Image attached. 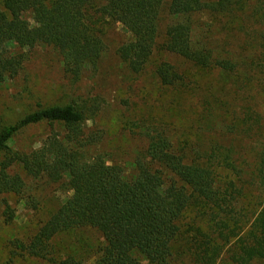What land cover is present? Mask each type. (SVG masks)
Masks as SVG:
<instances>
[{"label":"trees","instance_id":"1","mask_svg":"<svg viewBox=\"0 0 264 264\" xmlns=\"http://www.w3.org/2000/svg\"><path fill=\"white\" fill-rule=\"evenodd\" d=\"M255 1L260 21L250 25L251 18L235 0H0V85L23 69L24 55L14 50L36 46L58 53L70 87L86 73L99 71L111 53L109 47H115L112 53L126 80L151 76L142 89L128 92L130 88L119 85L118 91L123 87L131 100L124 103L137 122L130 124L139 139L130 178L108 154H94L102 134L89 130L87 123L101 109L100 96L64 104L36 103L15 124L0 127L1 197L23 192L22 176L13 168L34 179L45 178L58 184L60 193L70 194L47 212L32 236L8 243L2 264L21 259L142 264L134 253L147 264H217L232 240L234 246L228 249L232 264H264V206L239 236L235 186L219 184L213 165L219 157L229 159L225 153L230 154V148L222 150L214 141L201 147L198 141V73L236 70L231 60L198 41V16L221 19L226 29L239 23L236 31L242 44L259 47L264 56V0ZM117 28L123 40L116 47L109 35ZM168 56L180 65L168 62ZM241 73L247 76L249 70ZM39 125L60 131L48 134L29 152L12 150L14 137ZM257 174L264 184V154ZM3 201L4 221L12 222L15 211ZM188 214H193L192 225L183 231ZM83 230H94L102 239L89 260L60 254L55 240Z\"/></svg>","mask_w":264,"mask_h":264},{"label":"rangeland","instance_id":"2","mask_svg":"<svg viewBox=\"0 0 264 264\" xmlns=\"http://www.w3.org/2000/svg\"><path fill=\"white\" fill-rule=\"evenodd\" d=\"M235 1L239 2V7L243 6L246 15L251 18L250 25L260 21L255 0ZM230 26L226 29L225 21L221 19L198 16V41L236 65L233 74L224 73L218 68L198 73V141L201 147L205 142L214 141L222 146V150L230 148L231 155L225 153L229 159L219 157L213 165L219 184L224 186L233 182L235 186L237 195L233 202L234 222L240 231L239 236H242L264 206V184L257 174L264 154V56L258 51L259 47L257 49L248 42L242 44V36L236 31L239 23ZM122 40L119 28L110 32L111 45L117 47ZM114 48L109 47L111 53L105 55L99 71L86 73L79 84L71 87L62 71L60 57L54 49L46 46L15 49L14 53L24 55V65L15 79L0 85V127L15 124L33 110L36 103L64 104L73 99L86 101L92 96H100L101 109L87 123L89 130L100 131L102 134V140L94 154H108L109 160L124 167L126 176L130 178L133 174L131 161L139 148L137 131L130 129V124L137 122L132 109L126 108L124 103L131 104V100L126 99L128 96L123 94V87L121 92L118 91L119 85L124 84L126 89L130 88L128 92L142 89L146 83L151 82V76L143 74L138 80H126L125 70L112 53ZM167 60L180 65L179 60L173 57L168 56ZM247 70L249 74L243 76L241 72ZM120 95L123 99L119 98ZM53 131L60 130L47 125L32 126L14 137L10 147L16 152H29L38 148ZM229 144L232 148L228 147ZM231 164L235 165L234 170L230 168ZM13 172L22 176L24 189L20 196H0V264L4 262L8 243L32 236L47 212L56 209L65 197L70 196L60 193V186L45 178L28 177L18 168H13ZM3 198L15 211L14 220L9 223L4 221L2 215ZM192 215H186L183 231L191 228ZM198 226L204 230L200 219ZM234 242L232 240L229 247H233ZM101 243L102 239L96 231L83 230L59 236L54 245L60 254H70L85 262ZM229 247L225 248L217 264H232L229 261ZM133 255L142 264H147L140 254ZM16 264L49 263L21 259Z\"/></svg>","mask_w":264,"mask_h":264}]
</instances>
